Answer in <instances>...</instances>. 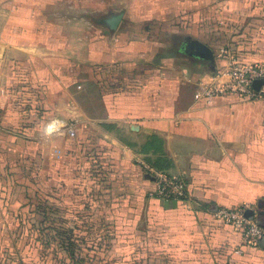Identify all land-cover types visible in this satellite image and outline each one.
<instances>
[{
  "label": "crops",
  "instance_id": "0c3cea01",
  "mask_svg": "<svg viewBox=\"0 0 264 264\" xmlns=\"http://www.w3.org/2000/svg\"><path fill=\"white\" fill-rule=\"evenodd\" d=\"M199 43L216 68L227 44L264 64V0H0V239L31 214L65 252L33 191L88 212L131 264H264V237L247 246L214 215L246 205L264 227V98L197 100L213 76ZM145 166L183 177L187 197H152Z\"/></svg>",
  "mask_w": 264,
  "mask_h": 264
},
{
  "label": "built area",
  "instance_id": "2783aa9c",
  "mask_svg": "<svg viewBox=\"0 0 264 264\" xmlns=\"http://www.w3.org/2000/svg\"><path fill=\"white\" fill-rule=\"evenodd\" d=\"M220 64L209 81H201L195 98L209 99L226 93H237L250 100L264 98V64H246L238 60L230 45H225L219 51ZM257 80L263 83L259 89L254 86ZM71 137L76 135L73 127L67 126ZM156 177V187L151 192L152 197L159 199H184L187 197V185L183 177L169 176L145 166ZM249 206L236 208L220 207L214 215L237 230L243 231V242L247 246H258L264 237V227L258 221L256 214L248 218L246 212Z\"/></svg>",
  "mask_w": 264,
  "mask_h": 264
},
{
  "label": "rangeland",
  "instance_id": "374dc122",
  "mask_svg": "<svg viewBox=\"0 0 264 264\" xmlns=\"http://www.w3.org/2000/svg\"><path fill=\"white\" fill-rule=\"evenodd\" d=\"M30 195L43 200L41 196L36 195L33 191L30 192ZM49 201L53 209L56 206L60 209L58 212L54 209L55 212H52L51 217L67 220V224L71 227L78 226L75 222L82 226H79L80 229L78 228V233L81 235L79 245L82 251L79 254L84 260V264H131L130 257L120 258L115 256L112 241L106 237L108 236V232L105 235L106 239H98L102 235L99 226H92L89 223L92 218L83 219L82 215L85 213L89 214L88 212H83L81 209H78L76 213L77 209L68 206L66 204L67 200L64 199H60V202L56 199ZM17 208L13 209L16 215L19 214ZM3 216L0 213V218H3ZM25 216L29 215L26 214ZM29 217H32V219H30V223H28L29 220H25L27 221L25 233L19 241L12 240L6 236H4V239H0V264H71L69 257L56 244L49 243V247L44 244L36 227L33 226L35 224H32L35 221L34 216L30 214ZM9 222L12 230L14 232L17 231L18 226L16 220L13 221L12 218ZM8 239L9 243L5 241Z\"/></svg>",
  "mask_w": 264,
  "mask_h": 264
},
{
  "label": "trees",
  "instance_id": "16d2710c",
  "mask_svg": "<svg viewBox=\"0 0 264 264\" xmlns=\"http://www.w3.org/2000/svg\"><path fill=\"white\" fill-rule=\"evenodd\" d=\"M33 200V212L35 216H39L43 219L42 224H45L44 231H48V235L56 239L60 246L68 254L71 264H84V260L79 253H82L79 241L73 236V231L67 229L64 226H53L49 218L52 216V212H55L53 207L45 200H40L38 197Z\"/></svg>",
  "mask_w": 264,
  "mask_h": 264
},
{
  "label": "water",
  "instance_id": "95a60500",
  "mask_svg": "<svg viewBox=\"0 0 264 264\" xmlns=\"http://www.w3.org/2000/svg\"><path fill=\"white\" fill-rule=\"evenodd\" d=\"M110 21H108V22H110L111 24H114L115 25V23L117 22V20L119 19V18H117V16H114V17H110ZM199 47H200V53H199V55H202V56H204V57H207V58H210L211 59V66H210V69H211V72H212V74H214V72H215V70H216V59H215V57H214V54H213V52H212V50L210 49V48H208L206 45H204V44H202V43H199ZM263 83V81L262 80H257L255 83H254V86L257 88V89H259V87H260V85ZM137 127V126H136ZM258 207L259 208H262V204L261 203H259L258 204ZM254 215H255V210H253V209H248L247 210V212H246V216L248 217V218H253L254 217ZM261 215H263L264 216V211L263 210H261Z\"/></svg>",
  "mask_w": 264,
  "mask_h": 264
}]
</instances>
